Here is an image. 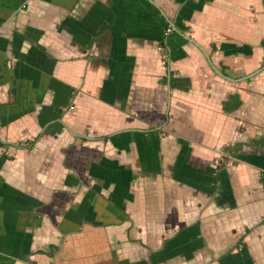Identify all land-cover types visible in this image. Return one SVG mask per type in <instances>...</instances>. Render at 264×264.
<instances>
[{
    "label": "crops",
    "instance_id": "1",
    "mask_svg": "<svg viewBox=\"0 0 264 264\" xmlns=\"http://www.w3.org/2000/svg\"><path fill=\"white\" fill-rule=\"evenodd\" d=\"M263 44L264 0H0V264H264Z\"/></svg>",
    "mask_w": 264,
    "mask_h": 264
},
{
    "label": "built area",
    "instance_id": "2",
    "mask_svg": "<svg viewBox=\"0 0 264 264\" xmlns=\"http://www.w3.org/2000/svg\"><path fill=\"white\" fill-rule=\"evenodd\" d=\"M171 32V27H168L165 31V34H169Z\"/></svg>",
    "mask_w": 264,
    "mask_h": 264
},
{
    "label": "trees",
    "instance_id": "3",
    "mask_svg": "<svg viewBox=\"0 0 264 264\" xmlns=\"http://www.w3.org/2000/svg\"><path fill=\"white\" fill-rule=\"evenodd\" d=\"M263 46H264V44H263Z\"/></svg>",
    "mask_w": 264,
    "mask_h": 264
}]
</instances>
